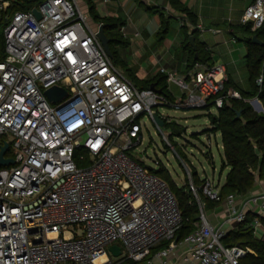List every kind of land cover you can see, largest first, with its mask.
Segmentation results:
<instances>
[{
	"label": "built area",
	"instance_id": "obj_1",
	"mask_svg": "<svg viewBox=\"0 0 264 264\" xmlns=\"http://www.w3.org/2000/svg\"><path fill=\"white\" fill-rule=\"evenodd\" d=\"M85 5L83 0H0L5 44L0 149L8 143L12 157L5 158L15 161L0 167V264H241L255 252L223 241L249 214L255 215L254 236L264 238V189L223 199L219 186L205 179L204 196L218 204L214 223L200 188L192 184L198 221L178 242L183 217L175 194L131 155L143 142L144 119L176 152L155 117L172 127L171 135L180 134L179 126L158 109L217 112L241 95L226 90L224 67L200 64L182 78L160 71L182 91L178 99L138 88L108 56L97 37L101 24L90 22ZM241 21L252 32L262 29L264 0L250 4ZM187 23L182 20V26ZM262 82L263 76L257 85ZM55 87L66 96L52 102L46 92ZM247 102L264 113L258 98ZM78 149L86 151L89 165L78 166ZM176 154L193 183L190 167ZM112 246L121 249L115 262Z\"/></svg>",
	"mask_w": 264,
	"mask_h": 264
},
{
	"label": "trees",
	"instance_id": "obj_2",
	"mask_svg": "<svg viewBox=\"0 0 264 264\" xmlns=\"http://www.w3.org/2000/svg\"><path fill=\"white\" fill-rule=\"evenodd\" d=\"M83 1L88 5L90 15L95 19V23L105 26V34L110 40L111 49V44L119 41L113 40L109 36V30L112 31L118 28L121 30L124 21L117 18H101L97 14L96 5H94L93 0ZM137 1L141 5H144L141 0ZM153 1H155L154 6H144L147 10L160 15L162 20V33L168 32L169 21L174 18L164 13L166 6H169L174 14L180 17H186L192 28L197 27V17L181 0ZM160 1L164 3L162 6H158ZM254 1L255 0H252L251 4ZM187 24L182 26V30L186 34L184 49L189 53V69H193L197 64L207 66V68L214 67L212 65L211 54L198 39V30H191ZM3 26L4 23L0 21V27ZM231 28V36L233 39L243 42L247 48L246 69L249 79V91L235 88V91L239 92L241 95L240 100H229L222 109L217 110L216 114H208L212 126L208 132L215 135L220 134L223 144V169H229L225 183L220 188V196L223 199L229 195L244 197L254 193L258 188L259 182L264 178V113L256 112L247 102L248 100L258 98L264 108V46L262 47L253 43L254 36H257L258 40L264 42V26L256 32H252L250 25L236 24L232 25ZM189 31L195 38L196 51L190 44L191 37ZM3 42L4 37L2 32V34H0V61L4 59L5 46H3ZM125 69L127 77L134 82L138 88L150 89L151 86L155 84L156 88L159 87L165 94L172 97L170 92H166V76L158 75V77L149 80H140L132 70ZM261 76H263V82L261 87H259L257 82ZM229 87L230 84L226 83V90H229ZM208 110H210V108ZM237 112H241L239 119H237ZM80 150L81 149L77 150L76 157L79 155ZM257 150L260 154H257ZM7 155L8 157H12L11 151H9ZM78 166H81V164H78ZM165 173L166 172L161 170L157 172V175L162 179H168V174L164 175ZM168 183L178 200L183 217V226L176 237L178 242H182L195 230V224L199 216V206L195 196L188 187L184 186L179 188L170 180H168ZM202 187L203 186L199 187L202 201L209 209L217 208V203L210 201L204 196ZM254 219L255 215L249 214L247 221L241 224L236 231L230 232L223 241L226 246L231 247L240 245L241 247L250 248L255 252V255L249 254L242 259L241 264H264V238L258 239L254 236L251 226ZM261 222L264 226V218H261ZM118 264L136 263L124 261Z\"/></svg>",
	"mask_w": 264,
	"mask_h": 264
},
{
	"label": "rangeland",
	"instance_id": "obj_3",
	"mask_svg": "<svg viewBox=\"0 0 264 264\" xmlns=\"http://www.w3.org/2000/svg\"><path fill=\"white\" fill-rule=\"evenodd\" d=\"M103 1L93 0L94 5L99 7V11H97L99 17L102 14L104 15L103 7L106 6L109 9L111 6L117 8V6L120 7L122 5V0H110L111 5H104L102 4ZM132 3L135 9L132 8L133 5L124 7L119 17L127 21V24L137 28L138 30H136L140 36L134 37V32L127 30L129 36L125 38L119 28L112 31L109 30V36L113 40L119 41L111 44V52L114 53V57L112 58L113 63L117 67L118 65H122L140 77H145V79L158 77V75H162L159 72L160 69L166 64L168 53L166 49L169 46L172 47L171 54H174L177 60L183 55L182 49L178 47L180 38L183 35L181 32V20L178 18L171 19L169 21L168 32L164 34L160 31L157 34L159 26L156 16L158 15L146 10L138 1L133 0ZM83 9L88 12L91 19L90 22L96 25L97 23H95V19L90 15L87 4ZM2 32L3 27H0V34ZM239 45L242 48V52L247 50L244 43H240ZM236 57L240 59L239 54ZM157 60H161L160 65L156 62ZM163 76L165 77V75ZM166 92H170L177 99L183 94L177 85L168 83ZM158 111L165 116L173 118L174 122L179 126V130L183 131V134L171 135L172 127L166 125L161 128L168 135L171 144L181 159L190 167L193 183L187 177L186 169L176 152L167 146L158 127L149 119L143 120V142L138 146L137 150L132 152V157L156 175L161 170L166 172L164 175L168 174V179L164 178L165 180H163H167V183L170 180L179 188L186 186L188 189H191V185L193 184L197 189L203 186L205 179L210 180L215 186H223L229 169H223L221 136L208 132L210 122L207 117V110H176L175 108L162 107ZM5 140L12 142L10 136H5ZM76 158L78 164H81V166L90 164L87 153L82 149ZM207 210L210 220L216 221L219 213L217 208H208ZM167 245L163 247L166 248ZM111 258L115 262L116 259L114 257Z\"/></svg>",
	"mask_w": 264,
	"mask_h": 264
},
{
	"label": "crops",
	"instance_id": "obj_4",
	"mask_svg": "<svg viewBox=\"0 0 264 264\" xmlns=\"http://www.w3.org/2000/svg\"><path fill=\"white\" fill-rule=\"evenodd\" d=\"M132 1L133 0H122V3H121L122 5L120 7L117 6V8L115 6H111L109 9H107L105 6L103 7L104 15L103 14L101 15V18H117V19H121L122 21H124V25L120 31L123 32L124 34L123 36L125 38L129 36V33L127 32V30L133 31L134 37L140 36L139 32L137 31L138 30L137 28H135L134 26H131L130 24H127V21L119 17L120 16L119 14H121L122 12V8L133 5L132 8L135 9ZM134 1L137 2V0H134ZM141 1L143 2L144 5H148V6L155 5V1L153 0H141ZM181 1L184 4H186L189 10L197 17V20H198L197 26H201L207 30V32H204V33L198 32V39L202 43V45L205 46V49L211 54L212 65L224 67L225 77L227 79L226 83L230 84L229 90H236V89L239 90L240 88L244 91H249V84H248L249 79H248V74H247V69H246L247 50L245 52H242V48H240L239 44L243 42L236 41L235 39H233V37L231 36V32H232L231 26L236 25V24H242L241 20H242L243 13L245 9L251 4L252 0H181ZM102 4L111 5V1L104 0ZM163 4L164 3L160 1L158 6H162ZM144 5L142 6L145 7ZM98 8L99 7L96 6V11H99ZM164 13H166L169 16H173L174 18L172 19H175V18L180 19L181 23H182V20H187L186 17L184 16L180 17L174 14L169 6L165 7ZM157 15H158L156 16L158 18L157 24L159 26V30L157 31V34H159L161 31V27H162V20H161L160 15L159 14ZM187 25L191 28V30H193L189 22ZM210 30H214V31L216 30L219 32L213 33V32H210ZM181 32L183 35L180 38V43L178 47L182 49L183 55L180 57L179 60H177L174 57V54L173 55L171 54L172 47L169 46V48L166 49V51L168 52L166 56V59H167L166 64L164 67L160 69V71L164 69L166 70V72H169V73L175 72L180 78L184 77L185 75L190 73L192 70V69L190 70L188 67L189 66V53L184 49V43L186 41V34L182 30V26H181ZM189 35L190 37H192V33L190 31H189ZM237 54H239L240 59L236 57ZM160 61L161 60L156 61L158 65H160ZM118 67L121 70H123L126 74L125 67H123L122 65H118ZM204 68H207V66H204ZM135 75L140 80H149L148 78L145 79V77H140L136 73ZM157 89H159V87H157ZM208 114H216V111L213 110ZM208 114H207V117H208ZM211 127L212 126L210 122V129ZM217 135H220V134H217ZM222 149H223V144H222ZM221 187L222 186H219V188ZM263 189H264V185L262 184V181H260L258 184L257 190L252 194H258L259 192L263 191ZM184 249H185V246L181 248V250H184Z\"/></svg>",
	"mask_w": 264,
	"mask_h": 264
},
{
	"label": "water",
	"instance_id": "obj_5",
	"mask_svg": "<svg viewBox=\"0 0 264 264\" xmlns=\"http://www.w3.org/2000/svg\"><path fill=\"white\" fill-rule=\"evenodd\" d=\"M35 14L40 19L39 14L37 12H35ZM97 37L99 38V40L103 44L104 49L107 52L108 56L112 59L114 57V55L111 52V49H110V40L107 37V35L105 34V26L104 25H101V27L99 28ZM253 43L256 44V45L262 46V47L264 46V42L258 40L257 36H254L253 37ZM190 44L193 46L194 50L196 51L197 48H196V45H195V38H194V36H192L190 38ZM196 58H197V55H196ZM151 89L157 91L158 93H162L161 90H158L156 88V85L155 84H153L151 86ZM46 96L48 97V99L50 101L56 102L60 98L65 97L66 96V92L63 89H60V88L55 87V88H52V89L48 90L46 92ZM258 106H259V110H262L263 109L260 104H258ZM240 116H241V112H237V119H239ZM155 122L159 126H161V127L164 126V122L161 121L158 116L155 117ZM174 131L177 132V130H174ZM178 133L181 134L182 132L181 131H178ZM9 149H10V145L8 143H5L1 147V149H0V167H11V166H14L15 165V161L13 159H6L5 158L6 155H7V153H8V151H9ZM256 152H257V154H260V152L258 150ZM109 252L115 258H118V257L121 256V249L118 246H112V247H110Z\"/></svg>",
	"mask_w": 264,
	"mask_h": 264
},
{
	"label": "bare ground",
	"instance_id": "obj_6",
	"mask_svg": "<svg viewBox=\"0 0 264 264\" xmlns=\"http://www.w3.org/2000/svg\"><path fill=\"white\" fill-rule=\"evenodd\" d=\"M105 259H106L105 256H103V257H101V258L99 259L98 262H99V263H100V262H103Z\"/></svg>",
	"mask_w": 264,
	"mask_h": 264
}]
</instances>
